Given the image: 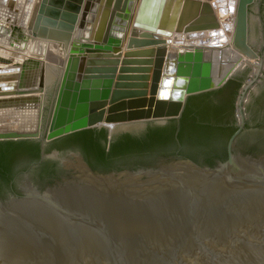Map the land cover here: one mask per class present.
Instances as JSON below:
<instances>
[{
	"label": "water",
	"instance_id": "obj_1",
	"mask_svg": "<svg viewBox=\"0 0 264 264\" xmlns=\"http://www.w3.org/2000/svg\"><path fill=\"white\" fill-rule=\"evenodd\" d=\"M83 1L58 15L45 0L36 31L21 42L19 30L0 24V141L46 146L93 128L112 140L120 130L179 118L190 96L223 87L240 68L263 67L249 40L256 0H238L231 47L173 44L174 34L221 27L212 0ZM57 23L69 31L54 58L48 40L57 36L45 26ZM253 82L236 102L241 120L228 157L214 167L177 157L99 173L78 153L85 173L69 164L63 180L0 201L7 227L0 264H264V154L236 150Z\"/></svg>",
	"mask_w": 264,
	"mask_h": 264
},
{
	"label": "trees",
	"instance_id": "obj_2",
	"mask_svg": "<svg viewBox=\"0 0 264 264\" xmlns=\"http://www.w3.org/2000/svg\"><path fill=\"white\" fill-rule=\"evenodd\" d=\"M235 89L232 94L229 89ZM240 83L230 79L223 87L192 95L179 118L164 125L148 124L140 134L120 133L109 142L105 128L78 131L49 144L47 151L80 150L91 168L109 173L155 166L161 158H188L214 167L228 157L227 145L238 130L235 101ZM36 140L0 141V189L13 170L40 159ZM27 164V165H25Z\"/></svg>",
	"mask_w": 264,
	"mask_h": 264
},
{
	"label": "flooded vegetation",
	"instance_id": "obj_3",
	"mask_svg": "<svg viewBox=\"0 0 264 264\" xmlns=\"http://www.w3.org/2000/svg\"><path fill=\"white\" fill-rule=\"evenodd\" d=\"M70 1L71 0H54L56 7L53 13L61 15L63 12H67L68 9H66L65 7L68 6L67 3ZM259 53L261 56H263L262 52ZM253 67L254 72H259L257 65ZM254 72L244 82H242L243 77L234 79L236 83L242 82L241 89L238 90L237 101L243 94V85L251 79L254 80L252 86L249 87L244 93L246 105L247 103H250L251 105L249 104L250 106L248 109V113L245 107V125L240 134L237 136L236 150L244 154L258 156L264 154V67H262L259 74H256ZM234 89L235 88L231 86V88L229 89V93L232 94ZM236 126L238 127L237 118ZM146 127L147 125L145 127H135L128 131L120 130L114 133L112 140H114V138L120 133L129 132L133 134H140ZM107 137L109 142H111L112 140L109 139L108 130ZM49 144H47L46 146L41 145V150L39 152V161L31 162L29 165L25 164L27 165L25 167L22 166L21 163L13 170V175L10 178L9 182L1 186V202L6 203L13 197L23 196L25 194V188L30 184L42 190L49 185H53L58 181L63 180L64 178L71 175L73 171L69 166V163L66 162L67 158L76 157L78 153L82 154V156L84 157L83 153L78 149L60 150L54 148L50 151H47Z\"/></svg>",
	"mask_w": 264,
	"mask_h": 264
},
{
	"label": "bare ground",
	"instance_id": "obj_4",
	"mask_svg": "<svg viewBox=\"0 0 264 264\" xmlns=\"http://www.w3.org/2000/svg\"><path fill=\"white\" fill-rule=\"evenodd\" d=\"M0 0V24H3L7 27V29H17L21 34H16L15 36L25 38L27 35H32L33 32L36 31L37 20L41 11V8L44 4L45 0ZM86 0L83 1L85 3ZM29 3V4H28ZM211 3L214 6L215 12L218 16L219 21L221 22V29L224 26H229V31H223V34L218 36H213L217 29H207L200 30L196 32V36L194 38H190L189 35L184 34H174L173 35V44L175 45H213V46H223V47H231L232 46V24L234 23L235 16L237 13L238 0H212ZM29 8L30 13L27 18H23L25 9ZM18 24H15L16 21ZM25 20V21H24ZM57 20V19H56ZM59 20V18H58ZM57 20V21H58ZM33 22V23H32ZM32 24V25H31ZM47 29L46 35L55 34L57 39H49L51 46L52 56L60 57L59 52H61V45L58 42L59 39H62L69 30L67 28H63L59 23L57 24H47L45 26ZM39 28V32H40ZM214 34H213V33ZM11 34V33H10ZM21 35V36H20ZM14 36V37H15ZM13 38V37H12ZM43 39V37H37ZM53 50V51H52ZM63 55V54H62ZM255 66V65H254ZM59 67V66H57ZM74 166L79 172L85 173V169L78 162L69 163ZM5 222L2 220V215L0 216V252L3 248L2 246L5 244V237L1 235V232L7 229L4 225ZM14 262V260L12 261Z\"/></svg>",
	"mask_w": 264,
	"mask_h": 264
},
{
	"label": "rangeland",
	"instance_id": "obj_5",
	"mask_svg": "<svg viewBox=\"0 0 264 264\" xmlns=\"http://www.w3.org/2000/svg\"><path fill=\"white\" fill-rule=\"evenodd\" d=\"M74 1V0H71ZM15 39H17L19 42L22 41L21 37L15 36ZM249 40L253 48L259 52H262L264 58V0H256L255 3L251 6L249 11ZM53 51V50H52ZM61 56L62 53L59 52ZM255 63H260V61H254ZM57 69V72H60L61 64L57 63L55 64ZM263 67H264V61H263ZM254 71V67H245L238 69L235 74L232 76V79L243 77L242 82H244ZM242 82L240 83L239 89H241ZM58 88V78L55 77V80L51 84V86L48 88L47 94H46V103H45V109H44V124L43 126L46 127L48 125V122L50 120V114L52 110L53 101L57 92ZM238 95V94H237ZM236 102L237 97L235 101V116H236ZM250 103H247L245 105L246 111L248 113L249 105ZM166 124V123H165ZM77 158H67L66 162L72 163L76 162Z\"/></svg>",
	"mask_w": 264,
	"mask_h": 264
},
{
	"label": "built area",
	"instance_id": "obj_6",
	"mask_svg": "<svg viewBox=\"0 0 264 264\" xmlns=\"http://www.w3.org/2000/svg\"><path fill=\"white\" fill-rule=\"evenodd\" d=\"M230 29H228V26H224V27H222V29L220 28L219 30H217L216 32H215V34L213 35V36H218V35H220V34H223V31H229ZM243 105H244V113H245V105H246V100L244 99V102H243ZM236 118H237V120L238 121H240L241 120V116H240V114H239V112H238V110H237V107H236Z\"/></svg>",
	"mask_w": 264,
	"mask_h": 264
}]
</instances>
